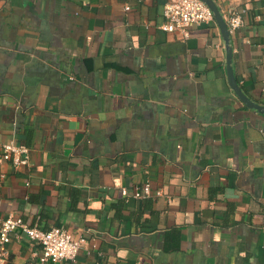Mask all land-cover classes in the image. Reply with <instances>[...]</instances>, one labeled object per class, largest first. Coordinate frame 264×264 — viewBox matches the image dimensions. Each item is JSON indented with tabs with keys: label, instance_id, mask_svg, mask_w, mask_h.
<instances>
[{
	"label": "crops",
	"instance_id": "1",
	"mask_svg": "<svg viewBox=\"0 0 264 264\" xmlns=\"http://www.w3.org/2000/svg\"><path fill=\"white\" fill-rule=\"evenodd\" d=\"M214 1L264 105V0ZM165 3L0 0V219L86 234L78 264H264V113L216 19L185 38ZM39 255L24 235L4 264Z\"/></svg>",
	"mask_w": 264,
	"mask_h": 264
},
{
	"label": "built area",
	"instance_id": "2",
	"mask_svg": "<svg viewBox=\"0 0 264 264\" xmlns=\"http://www.w3.org/2000/svg\"><path fill=\"white\" fill-rule=\"evenodd\" d=\"M163 15L165 21L161 28L167 32H178L185 38L190 36L192 26L215 20L213 11L203 0H166ZM226 22L232 31L243 24V18L239 13L233 12ZM1 147V158L4 161L10 162L14 167L29 165L31 150L25 144L12 139ZM150 194V184L145 183L133 195L145 198ZM24 235L40 244L39 261L42 264H78V257L87 243L86 234H75L60 226L42 229L22 216L9 214L0 219V264H4L9 256L10 243Z\"/></svg>",
	"mask_w": 264,
	"mask_h": 264
},
{
	"label": "water",
	"instance_id": "3",
	"mask_svg": "<svg viewBox=\"0 0 264 264\" xmlns=\"http://www.w3.org/2000/svg\"><path fill=\"white\" fill-rule=\"evenodd\" d=\"M213 11L214 17L216 21L218 22V25L221 29L222 35L225 39L226 43V59H227V78L229 81L230 86L234 89L238 97L246 103L249 107L256 108L259 111L264 113V105H261L259 103H256L253 101L249 96H247L241 86L239 85V82L235 76L233 67H232V56H233V48L230 45V30L228 28L227 22L220 11L219 7L217 6L216 2L214 0H203Z\"/></svg>",
	"mask_w": 264,
	"mask_h": 264
}]
</instances>
